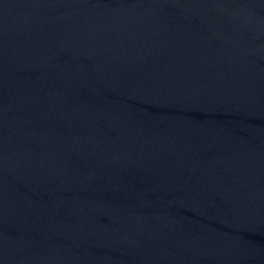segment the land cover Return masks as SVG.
<instances>
[{"label": "water", "instance_id": "water-1", "mask_svg": "<svg viewBox=\"0 0 264 264\" xmlns=\"http://www.w3.org/2000/svg\"><path fill=\"white\" fill-rule=\"evenodd\" d=\"M0 264H264V0H0Z\"/></svg>", "mask_w": 264, "mask_h": 264}]
</instances>
